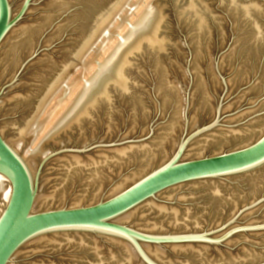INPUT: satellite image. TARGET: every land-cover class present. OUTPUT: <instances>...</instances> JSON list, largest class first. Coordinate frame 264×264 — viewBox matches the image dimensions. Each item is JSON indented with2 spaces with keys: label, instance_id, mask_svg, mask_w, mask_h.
Listing matches in <instances>:
<instances>
[{
  "label": "water",
  "instance_id": "water-1",
  "mask_svg": "<svg viewBox=\"0 0 264 264\" xmlns=\"http://www.w3.org/2000/svg\"><path fill=\"white\" fill-rule=\"evenodd\" d=\"M0 264H264V0H0Z\"/></svg>",
  "mask_w": 264,
  "mask_h": 264
}]
</instances>
